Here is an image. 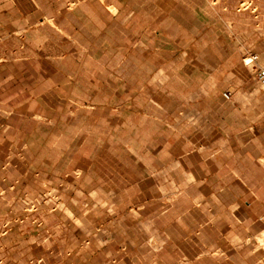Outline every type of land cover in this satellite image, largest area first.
I'll use <instances>...</instances> for the list:
<instances>
[{
	"label": "rangeland",
	"instance_id": "374dc122",
	"mask_svg": "<svg viewBox=\"0 0 264 264\" xmlns=\"http://www.w3.org/2000/svg\"><path fill=\"white\" fill-rule=\"evenodd\" d=\"M19 9L0 5V21ZM166 10L157 42L167 49L162 87L144 88L143 96L135 95L142 87H125L122 102L107 104L26 102L31 97L22 101L17 88L0 94L6 264H264V216L250 227L254 197L244 184H254L241 182L251 160L264 167V90L256 68L244 64L257 56L255 67L264 68V0H167ZM15 41L0 39V85L5 66L15 85L22 63L36 62L5 54ZM162 67L157 59L156 71ZM167 110L183 112L180 134L167 135ZM163 111L162 126L144 116ZM228 133L232 152L221 151ZM168 139L182 147L178 172ZM179 173L203 183L167 198V177Z\"/></svg>",
	"mask_w": 264,
	"mask_h": 264
},
{
	"label": "crops",
	"instance_id": "0c3cea01",
	"mask_svg": "<svg viewBox=\"0 0 264 264\" xmlns=\"http://www.w3.org/2000/svg\"><path fill=\"white\" fill-rule=\"evenodd\" d=\"M0 1L4 8H20L17 17L6 13L8 16H3L4 21H0V39L16 40L14 50L11 43L4 46L5 54L13 55L14 62L36 60L34 64L22 63L21 70L16 69L19 76L15 75L17 78L14 80L18 81L15 85H12V70L5 66L2 71L4 84L0 85V94L11 95L12 88H17L22 90L18 95L22 101L27 95L31 97L26 102L107 104L122 102L125 87H142L143 89L135 92V95L143 96L146 91L144 88L162 87L167 82H157V75L167 77V61L161 57L167 55V49L165 46L157 47L161 31L167 30L164 26L167 22V0ZM27 6L32 7L30 13L24 12V7ZM161 20L164 21L163 26ZM7 55L4 57L5 62L9 58ZM157 59L162 61L163 67L156 71ZM128 73L131 77L126 75ZM28 85L32 90L27 91ZM17 92L19 91L16 90ZM149 101L159 103L157 100L153 101L152 97H149ZM70 114L78 116L77 112ZM182 114L181 110L175 115L172 110H167V135L181 133ZM228 115L237 119L234 110ZM144 116L154 120L158 126L166 124L162 122L166 116L164 111L158 115ZM230 129L235 133L236 127ZM248 130L250 128L246 127L240 133H246ZM231 144V135L228 133L227 145L222 147L221 151L225 147L230 151ZM181 150L180 144L167 140V158H178L174 163H170L174 172L181 169ZM234 158L235 155L232 154L229 161L231 159L233 162ZM248 166L249 175L241 179V182L254 184H244L254 197L253 212L249 218L250 227H253L258 223V217L264 216V167L258 164V158L251 160ZM251 167L254 169L251 170ZM231 172L236 175L235 166ZM243 175H246V172ZM198 181L194 175L186 173L167 177V182L172 184L170 189L167 188V198L187 195L188 188ZM199 182L203 183V180ZM195 198H203V193L200 192ZM172 209L174 205L167 209V215ZM176 221L178 224L186 222L180 218ZM11 230L12 228H9L4 235H8ZM24 261L22 258L19 263ZM5 262L6 258L0 259V264H6ZM29 262L34 264L33 260ZM35 262L47 264L48 258H39Z\"/></svg>",
	"mask_w": 264,
	"mask_h": 264
},
{
	"label": "built area",
	"instance_id": "2783aa9c",
	"mask_svg": "<svg viewBox=\"0 0 264 264\" xmlns=\"http://www.w3.org/2000/svg\"><path fill=\"white\" fill-rule=\"evenodd\" d=\"M258 61L257 56H251L249 59L244 60V64L247 67L256 68L255 75L257 78L258 83L260 84L261 88L264 90V68H257L255 67ZM230 94H225V98L229 99Z\"/></svg>",
	"mask_w": 264,
	"mask_h": 264
}]
</instances>
